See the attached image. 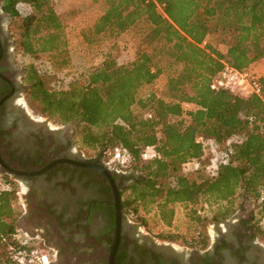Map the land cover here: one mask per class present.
Listing matches in <instances>:
<instances>
[{"label":"trees","instance_id":"trees-1","mask_svg":"<svg viewBox=\"0 0 264 264\" xmlns=\"http://www.w3.org/2000/svg\"><path fill=\"white\" fill-rule=\"evenodd\" d=\"M5 1L14 16L17 5H29L17 46L45 61L25 67L28 99L47 117L74 123L80 144L107 152V160L115 146L130 152L125 169L140 174L123 191L126 215L144 225L141 211L155 208L170 225L176 206L184 205L197 224L219 223L235 214L242 204L236 201L246 194L260 202L253 213L264 238V75L261 95L211 89L222 60L248 69L264 58V0H91L100 14L78 31L90 65L74 73L67 14L57 12L52 0ZM128 49L133 58L122 62ZM51 75L59 79L56 89L47 86ZM183 101L200 106L187 126L169 122L181 114ZM199 137L212 144L198 143ZM228 142V163L213 168L206 151ZM147 145H156L159 157L142 162ZM194 162L198 168L183 170ZM16 192L0 176V264H16L10 251L19 245ZM200 228L189 243L206 248L209 235Z\"/></svg>","mask_w":264,"mask_h":264},{"label":"flooded vegetation","instance_id":"flooded-vegetation-1","mask_svg":"<svg viewBox=\"0 0 264 264\" xmlns=\"http://www.w3.org/2000/svg\"><path fill=\"white\" fill-rule=\"evenodd\" d=\"M14 17L0 0V176L16 195L21 187L16 227L48 251L51 264H264L254 205L242 203L223 220L206 248H175L141 230L123 209V191L135 173L109 165L107 152L82 146L74 123L24 109L27 72L16 58Z\"/></svg>","mask_w":264,"mask_h":264},{"label":"rangeland","instance_id":"rangeland-1","mask_svg":"<svg viewBox=\"0 0 264 264\" xmlns=\"http://www.w3.org/2000/svg\"><path fill=\"white\" fill-rule=\"evenodd\" d=\"M53 6L56 9L57 12L61 14H67V22H68V38H69V54L71 59V67L70 70L72 73L79 72L85 68H87L90 64L86 62V59L83 56V45L80 43L78 39V31L80 28L87 26L88 24L92 23L97 16L100 14L101 6L96 5L91 0H52ZM30 12V7L28 4H19L16 7V15L14 17V21L11 26V31L13 32V36L15 39H19V32H20V23L22 18L25 17ZM128 40V39H125ZM122 45L124 42L121 43ZM129 51H123L122 57L123 59H128L129 54H126V52ZM131 51V50H130ZM89 54L86 55V58H89ZM17 62L23 66L28 67L30 65H43L44 59H36L29 55L24 54L20 49H17ZM256 71H258V74H261L259 68H254ZM46 83L47 86L51 89H56L59 87L60 82L57 76L51 75L46 76ZM165 77L163 76L159 80L160 86L164 83ZM153 88V87H152ZM151 87L146 88L145 90H150ZM27 102L28 104L24 105V109L26 112H28L30 115H39L43 116L44 114L40 111L39 107L31 102L28 99L27 96ZM51 119V118H50ZM54 120V119H52ZM55 121V120H54ZM225 149V146H221L220 150L223 151ZM215 154L209 153L207 155V158L214 156ZM133 173L136 175L140 174L139 170L132 169ZM17 190V189H16ZM22 194L21 187L18 188V200H20ZM17 197V196H16ZM17 202V198H16ZM236 202H242L245 207L248 209L250 207H253L255 209L259 208V203L253 200L249 196H244L243 198L238 199ZM199 209V205L197 206V210ZM188 208H186L184 205H177L175 208V216L172 220V223L168 225L164 221H162L159 216L157 215L156 209H152L150 212L145 213L144 211H141V216L144 218V225L140 224L141 219H137L133 215L129 216L130 219H133L137 226H142L140 229L144 230L146 233H148L149 236H151L155 240L165 241L166 244H170V246L178 248V246L181 247H193L189 240L197 236V228L200 226L202 231L206 232L209 235V244L210 241L215 237L216 234V228L219 227V225L222 224V221L219 223H214L213 221H204L203 225H201V222L197 224L196 221L190 218L188 215ZM130 214V213H129ZM263 226V222L260 224ZM20 235L23 236L22 232ZM173 235L174 237L171 238L170 236ZM262 239L263 236H260ZM187 240V241H186ZM32 242H37L35 240H32Z\"/></svg>","mask_w":264,"mask_h":264},{"label":"built area","instance_id":"built-area-1","mask_svg":"<svg viewBox=\"0 0 264 264\" xmlns=\"http://www.w3.org/2000/svg\"><path fill=\"white\" fill-rule=\"evenodd\" d=\"M205 44V43H204ZM203 44V45H204ZM222 69L216 79L211 83L212 90L230 89L237 92L243 97H249L252 95H261L262 87L259 81L260 74L253 68L237 69L230 63L222 60ZM159 81L156 82L155 87H158ZM200 109V106L189 101L181 102V114L179 116H170L169 122H179L187 126L192 120L191 114ZM145 118L151 119L152 113L147 112ZM118 123L126 126L122 120H118ZM158 138H162V133H158ZM197 142H202L205 145H211V140L205 141L202 137L197 139ZM232 149L230 142L227 143L223 151L220 147H212L211 150L206 151L205 156L209 153L215 154L210 157L211 166L217 168L220 164H226L229 161ZM130 152L121 146H115L108 152V164L116 165L119 168L126 170L127 162L130 159ZM159 157L156 145H147L142 148L141 161L149 162ZM198 162L187 163L183 165L185 172L189 171L192 167L198 168ZM128 170H132L129 167ZM216 172H214L215 174ZM17 229L16 238L19 240V245L11 246V259L16 264H51V259L48 251L39 245L38 242H32V239L23 234Z\"/></svg>","mask_w":264,"mask_h":264},{"label":"water","instance_id":"water-1","mask_svg":"<svg viewBox=\"0 0 264 264\" xmlns=\"http://www.w3.org/2000/svg\"><path fill=\"white\" fill-rule=\"evenodd\" d=\"M91 167V166H90ZM45 169H47L46 167L43 168V169H40V170H37L35 172H30V173H24V172H21V174H26V175H35V174H38V173H41L43 172ZM116 196V206H117V223L119 224L121 218H122V205H121V200H120V195L119 193H116L115 194ZM244 196H247L246 194ZM113 264V263H111Z\"/></svg>","mask_w":264,"mask_h":264},{"label":"crops","instance_id":"crops-1","mask_svg":"<svg viewBox=\"0 0 264 264\" xmlns=\"http://www.w3.org/2000/svg\"><path fill=\"white\" fill-rule=\"evenodd\" d=\"M126 54H129V58L128 59H123V57L121 56V61H128V60H132L133 58V52L132 51H127ZM254 68H259L260 71L262 72L260 75H264V58L260 59L259 61L255 62L253 64Z\"/></svg>","mask_w":264,"mask_h":264}]
</instances>
